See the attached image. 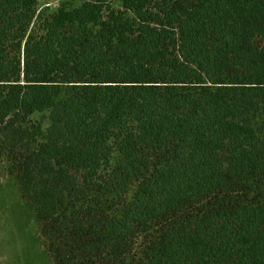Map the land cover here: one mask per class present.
Returning <instances> with one entry per match:
<instances>
[{"label":"trees","instance_id":"1","mask_svg":"<svg viewBox=\"0 0 264 264\" xmlns=\"http://www.w3.org/2000/svg\"><path fill=\"white\" fill-rule=\"evenodd\" d=\"M0 155L52 264H264V0H0Z\"/></svg>","mask_w":264,"mask_h":264},{"label":"rangeland","instance_id":"2","mask_svg":"<svg viewBox=\"0 0 264 264\" xmlns=\"http://www.w3.org/2000/svg\"><path fill=\"white\" fill-rule=\"evenodd\" d=\"M81 1L83 0H38V14H50L63 2L76 6ZM109 5L118 8L115 2H110ZM257 192V195L264 197V185L259 186ZM247 195L248 199L254 196L252 192ZM203 202L209 203V200ZM136 242L139 247L143 242L142 236ZM0 264H52L45 252L33 213L9 174L8 161L1 155Z\"/></svg>","mask_w":264,"mask_h":264}]
</instances>
